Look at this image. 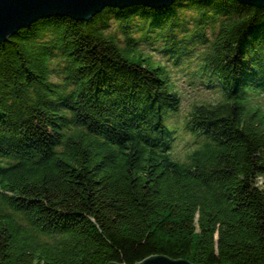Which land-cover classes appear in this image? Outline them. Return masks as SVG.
I'll return each instance as SVG.
<instances>
[{"label":"trees","instance_id":"trees-1","mask_svg":"<svg viewBox=\"0 0 264 264\" xmlns=\"http://www.w3.org/2000/svg\"><path fill=\"white\" fill-rule=\"evenodd\" d=\"M144 46L221 92L185 115L183 158L167 122L182 96ZM263 92L264 6L133 3L20 28L0 42V264H264Z\"/></svg>","mask_w":264,"mask_h":264},{"label":"water","instance_id":"water-1","mask_svg":"<svg viewBox=\"0 0 264 264\" xmlns=\"http://www.w3.org/2000/svg\"><path fill=\"white\" fill-rule=\"evenodd\" d=\"M174 0H0V42H4L20 28L41 17L69 15L75 19H89L105 6H127L143 3L154 7L170 4ZM264 6V0H239ZM106 264H127L109 260ZM133 264H202L186 258H173L163 253H153Z\"/></svg>","mask_w":264,"mask_h":264},{"label":"rangeland","instance_id":"rangeland-1","mask_svg":"<svg viewBox=\"0 0 264 264\" xmlns=\"http://www.w3.org/2000/svg\"><path fill=\"white\" fill-rule=\"evenodd\" d=\"M142 49L146 54L151 55L153 60L156 62L163 61V58H167L168 61L166 65L171 71H173V73L171 72V78L173 81L175 80V88L180 92L182 101L179 111H177L175 114L170 113L168 115L167 122L178 128L176 129V132L178 135H181V138L180 136L178 138L175 155L177 157L183 158L185 157L186 151L189 148V145L186 142H189L193 139L191 134H185L183 132V120L185 119V115L189 113V111H191L197 103L217 102L222 98L221 92L218 90L217 86L210 88V86L199 80L190 84L185 74L171 69L176 66L174 60H172L171 57H165L157 50L155 51L154 49L146 46L142 47ZM257 103L261 105V110L264 111V92L255 95V97L252 99L253 106L258 105Z\"/></svg>","mask_w":264,"mask_h":264}]
</instances>
